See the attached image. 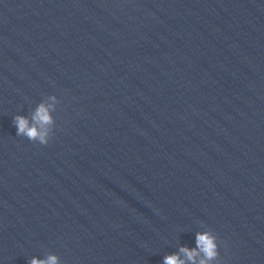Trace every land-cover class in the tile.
I'll return each instance as SVG.
<instances>
[{"label": "clouds", "instance_id": "obj_1", "mask_svg": "<svg viewBox=\"0 0 264 264\" xmlns=\"http://www.w3.org/2000/svg\"><path fill=\"white\" fill-rule=\"evenodd\" d=\"M59 103L60 101L55 95H49L31 111L30 117L15 115L13 124L17 129L16 135L26 137L32 142L47 145L55 127L52 113L56 111ZM218 249V237L213 231L198 232L195 248L189 249L186 246H181L177 253L166 255L163 264H187V262H191V264H219ZM27 264H61V260L56 254H49L45 259L32 257L27 261Z\"/></svg>", "mask_w": 264, "mask_h": 264}]
</instances>
